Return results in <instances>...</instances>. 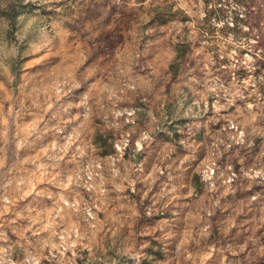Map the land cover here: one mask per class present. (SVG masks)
<instances>
[{
  "label": "rangeland",
  "instance_id": "374dc122",
  "mask_svg": "<svg viewBox=\"0 0 264 264\" xmlns=\"http://www.w3.org/2000/svg\"><path fill=\"white\" fill-rule=\"evenodd\" d=\"M0 264H264V0H0Z\"/></svg>",
  "mask_w": 264,
  "mask_h": 264
}]
</instances>
